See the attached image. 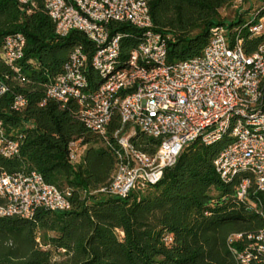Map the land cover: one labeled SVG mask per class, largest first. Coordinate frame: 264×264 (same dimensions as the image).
Segmentation results:
<instances>
[{
	"label": "trees",
	"instance_id": "trees-1",
	"mask_svg": "<svg viewBox=\"0 0 264 264\" xmlns=\"http://www.w3.org/2000/svg\"><path fill=\"white\" fill-rule=\"evenodd\" d=\"M147 3L154 29L169 37L168 63L201 56L214 27H225L231 37L238 35L248 56L264 44V30L249 33V27L264 18V4L236 12L227 24L220 12L230 8L232 0ZM115 26L125 63L144 34ZM16 34L25 39L24 54L16 69L0 60V82L7 89L0 94V124L20 151L13 159L0 156V173L37 172L47 184L69 192L71 209H39L28 219L0 218V264H236L231 251L244 250L247 237L264 229V191L252 184L247 198L239 201L237 187L250 177L241 174L229 183L218 177L213 162L229 139L224 136L208 146L189 144L160 182L143 194L117 198L94 193L108 185L115 170L113 150L79 122L77 102L61 110L46 101L47 89L63 73L72 48L82 47L90 62L94 46L79 32L56 36L44 0H28L25 5L0 0V49L5 37ZM86 75L85 96L102 79L90 67ZM16 97L26 102L21 112L12 109ZM118 126L115 115L110 129ZM78 140L85 150L71 165L68 145ZM135 145L153 154L159 141L141 135ZM233 235L242 240L229 244Z\"/></svg>",
	"mask_w": 264,
	"mask_h": 264
},
{
	"label": "built area",
	"instance_id": "built-area-1",
	"mask_svg": "<svg viewBox=\"0 0 264 264\" xmlns=\"http://www.w3.org/2000/svg\"><path fill=\"white\" fill-rule=\"evenodd\" d=\"M18 2L25 5L28 0ZM259 2L264 4V0H232L230 8L243 12ZM44 8L56 36L79 32L94 46L90 62L82 47L74 46L63 73L46 94V101L61 110L77 102L79 122L116 156L108 185L94 193L117 198L143 194L160 182L186 146L196 141L212 145L224 136L230 142L213 162L218 177L225 183L241 174L250 177L237 187L239 201L247 198L252 184L264 191V44L248 56L238 35L231 37L225 27H214L201 56L168 63L169 37L154 29L147 0H44ZM115 25L144 34L125 63ZM262 30L264 18L249 27L254 35ZM24 48L22 35L7 36L0 60L16 69ZM89 67L102 79L85 96ZM6 90L0 82V94ZM25 106V100L16 97L12 109L21 112ZM115 115L119 126L111 130ZM141 135L159 141L153 154L135 145ZM82 149L80 140L68 145L71 165L79 162ZM19 151V143L8 139L0 124V156L13 159ZM69 197L68 191L47 184L35 171L0 173V218L28 219L39 209L67 212ZM237 240L242 236H231L229 244ZM247 240L244 250L231 251L236 264H264V229Z\"/></svg>",
	"mask_w": 264,
	"mask_h": 264
},
{
	"label": "rangeland",
	"instance_id": "rangeland-1",
	"mask_svg": "<svg viewBox=\"0 0 264 264\" xmlns=\"http://www.w3.org/2000/svg\"><path fill=\"white\" fill-rule=\"evenodd\" d=\"M261 5H262V3L259 2L258 6H261ZM245 11L246 10H243V12H245ZM236 12H239V10H233L231 8H228V9L221 10L220 16H221L222 19L227 21V24H228V21L234 19L235 15H236ZM84 150H85V147H83L81 155L84 153ZM81 155H80V157H81Z\"/></svg>",
	"mask_w": 264,
	"mask_h": 264
}]
</instances>
